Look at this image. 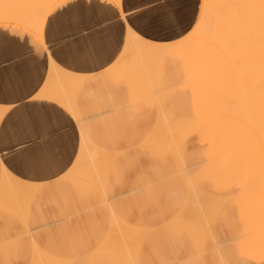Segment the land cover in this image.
I'll list each match as a JSON object with an SVG mask.
<instances>
[{
	"label": "bare ground",
	"instance_id": "6f19581e",
	"mask_svg": "<svg viewBox=\"0 0 264 264\" xmlns=\"http://www.w3.org/2000/svg\"><path fill=\"white\" fill-rule=\"evenodd\" d=\"M59 1L0 0V24L21 26L43 39L46 18ZM110 1L121 7V0ZM200 8L193 31L175 42L149 40L127 24L123 51L111 67H118L116 78L140 77L137 90L163 89L174 74L182 78L187 101L177 109L163 94L156 111L116 110L115 119L104 116L95 126L86 115L92 110L80 103L87 100L90 107L97 99L91 77L50 60L39 96L71 114L79 128L78 152L49 192L0 162V222L11 228L0 232V252L9 263L70 264L39 244L38 220L52 200L53 214L68 221L56 235L66 253L80 239L69 226L80 225L81 241L100 253L104 264H118L116 257L123 264H146L150 245L144 259L145 232L134 222H162L198 227L196 235L169 242L187 255L181 264H264V0H202ZM6 110L0 106V119ZM144 178L146 188L134 196L111 191ZM223 226L243 233L237 245L219 246Z\"/></svg>",
	"mask_w": 264,
	"mask_h": 264
},
{
	"label": "crops",
	"instance_id": "0c3cea01",
	"mask_svg": "<svg viewBox=\"0 0 264 264\" xmlns=\"http://www.w3.org/2000/svg\"><path fill=\"white\" fill-rule=\"evenodd\" d=\"M139 1L129 0L127 3V0H121V7H119L110 0H61L53 6L46 18L43 39L19 26L0 24V106L7 108L3 118L8 113L9 108L14 107L16 111L13 113L12 119L9 120L8 127L14 128L17 122L22 121L21 130L17 133L16 138L24 141L29 151L39 149L38 155L46 158L43 161L34 159L31 164L23 162L25 159L24 155L17 156L15 159L9 158L10 171L20 179L33 184H43L45 185L43 190L49 192L51 187L57 184L70 168L78 152L79 128L77 129L78 125L72 119L71 114L59 104L39 96L48 79L50 60L53 59L58 66L67 71L82 76H90L89 81L92 80L94 83V81L96 82L104 77L122 53L125 45L127 24L142 36L147 33L144 37L149 40L162 43L175 42L185 38L193 31L201 11L200 7H202V0ZM144 1L145 3H143ZM164 2L169 4L167 5ZM69 3L74 6L69 11H65V7ZM124 3L125 5L127 4L126 7ZM146 3L148 4L146 5ZM109 5H112V9H109ZM189 7H191L190 11ZM114 10H118L119 14L117 15ZM187 11H189V16L187 13L185 16ZM170 12L171 14H169ZM145 14L149 15L145 16ZM172 14L175 19L171 17ZM133 15H135L134 19L132 18ZM186 18H189L188 22ZM135 20L140 24L137 23L136 25L135 23L133 25L132 23ZM153 20L158 22L159 25H155L157 23ZM174 21L177 23H174ZM141 23L144 24L142 25ZM152 23L159 31L153 28ZM171 23H174V27ZM144 28L148 29V32ZM173 29L178 30L175 31ZM180 29L183 30L181 31ZM180 31L184 32L181 33ZM165 34H169V37H166ZM171 34L175 37H170L172 36ZM154 36L159 37L156 38ZM89 86H92L90 82ZM92 87L94 91V86ZM86 89L87 87H85ZM80 103L83 107L87 106V108L90 105L87 100ZM101 113H105V111ZM195 165H199V163ZM56 174L59 175L57 176ZM147 181L146 178L134 180L132 184L116 187V192L128 193L144 189ZM111 191L113 193L114 189ZM46 205L49 208L45 210V216L39 218L38 221L41 223L37 226L40 231H44V234L40 232L41 235L38 236L39 244L42 248L54 256L71 261V264H104L105 258L96 250L89 249V246H86L81 241L83 240V232L80 225L69 226L80 236L76 249L71 253L64 251L63 255H60L56 253L52 246L48 245L47 242L52 241L53 237L56 240V235L60 234L59 232L64 230L65 227L67 228L65 224L67 220L64 215L55 216L56 214H53L54 205L52 200L47 202ZM9 223L1 225L0 222L1 234L10 228ZM239 233L241 238L243 233ZM14 240L12 239L11 242ZM154 244L156 243L150 244L151 252L148 253L149 255L147 254L149 262L150 260L152 262L156 260V262L159 261L161 264H168L169 260L174 256V258L179 259L177 263L181 264L184 261L183 259L187 258V255L181 254L177 246H173L171 243ZM2 246V240H0V248ZM170 254L173 255L167 258ZM3 257L4 254L2 255L0 252V264H6V262L11 264ZM112 259L116 260L118 264H123L118 258ZM190 259H193V257H190ZM14 264H18V262H14Z\"/></svg>",
	"mask_w": 264,
	"mask_h": 264
},
{
	"label": "rangeland",
	"instance_id": "374dc122",
	"mask_svg": "<svg viewBox=\"0 0 264 264\" xmlns=\"http://www.w3.org/2000/svg\"><path fill=\"white\" fill-rule=\"evenodd\" d=\"M117 68L118 67L110 68L109 71L106 72L104 77H102L100 80L96 82L94 81V83L92 82V80L89 81L90 84L94 86V92L97 95L96 101L93 102V104L90 107H88L89 109L92 110L89 113V116H90L89 122H91L95 126L98 124L99 119H101L104 116L110 120L115 119L116 110H122L126 112L133 111V110L156 111L158 107L156 108L155 104H157L158 100L160 99V96H162L163 94L170 95L172 97V101L175 104V107H174L175 109H177L178 106H180L179 104H184L187 101V98L183 96V90H182V87L184 86V82L181 81L182 78L178 79L175 74L172 76V81H170L169 84L163 85V89L157 88L154 91L153 90L144 91V89H139V90L136 89L137 88L136 85L138 86L139 83L143 84V80H141V78L138 77L137 75H135L133 80L131 81L122 80L121 75L119 74L117 75V78H116ZM131 95H133L134 97H131ZM150 95L151 97H148ZM116 103L118 104L117 105L118 107H116ZM103 111H105V114H103L102 116L96 115V113L103 112ZM152 123H154V121H152L150 124ZM144 125L149 126V122L144 123ZM113 192L116 195V187H114ZM136 194L137 192L134 191V193H132V196ZM128 196H130V194ZM114 200H116V198ZM98 209L99 208L97 207L95 211L99 212ZM133 227L139 230L143 229V232H145L143 240H142V246H141L143 249L141 253L143 254L144 259L147 257L148 245L152 244L149 241L152 240L153 243H156L159 245H163V243L166 244V242L174 243V241H177L178 239L187 238L188 235H196L197 233L196 230L198 229V227L195 225H189V224L166 225V224H163L162 222L161 223L160 222H140V223L134 222ZM188 229L190 231H188ZM222 231L223 232L219 233L218 240H217V243L219 244V246L232 247V246L237 245L240 242V233L237 231H234V228L232 226H223ZM39 232L44 234V231H39ZM55 239L56 240H54V237H53L52 241H49L47 243L48 245L52 246L54 250H56V253L63 255L64 251H67L68 248L65 247V245L62 243V240L60 239V237L59 238L55 237ZM11 243H13L11 244L12 247H15L17 241L14 240ZM69 251L71 252V249ZM172 255L173 254H170V256L167 258H170ZM55 257L63 261H69L67 259H64L58 256H55ZM173 258L174 256L172 257L171 260H169L168 264H178L177 261L179 259L178 258L173 259ZM118 259L121 260L120 258ZM71 263L72 262L70 261V264ZM148 264H161V263L159 261L156 262V260L153 262L150 260V262L148 261Z\"/></svg>",
	"mask_w": 264,
	"mask_h": 264
},
{
	"label": "snow or ice",
	"instance_id": "6c2138e0",
	"mask_svg": "<svg viewBox=\"0 0 264 264\" xmlns=\"http://www.w3.org/2000/svg\"><path fill=\"white\" fill-rule=\"evenodd\" d=\"M74 5L69 3L65 7V11H69ZM112 9V5L108 6ZM116 14H119L118 10H114ZM16 111L14 107H10L8 113L3 119H0V162L5 167L11 168L9 164V158L15 159L17 156L24 155L25 159L23 162L31 164L34 159L43 161L46 158L39 156V149L29 151L25 142L17 139V133L21 130L22 121L17 122L14 128L8 127L9 120L12 119L13 113ZM63 171V170H62ZM57 176L59 174H56Z\"/></svg>",
	"mask_w": 264,
	"mask_h": 264
}]
</instances>
